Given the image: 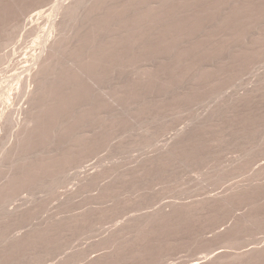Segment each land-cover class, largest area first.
Masks as SVG:
<instances>
[{"label": "rangeland", "instance_id": "obj_1", "mask_svg": "<svg viewBox=\"0 0 264 264\" xmlns=\"http://www.w3.org/2000/svg\"><path fill=\"white\" fill-rule=\"evenodd\" d=\"M0 264H264V0H0Z\"/></svg>", "mask_w": 264, "mask_h": 264}, {"label": "bare ground", "instance_id": "obj_2", "mask_svg": "<svg viewBox=\"0 0 264 264\" xmlns=\"http://www.w3.org/2000/svg\"><path fill=\"white\" fill-rule=\"evenodd\" d=\"M92 169V168H91Z\"/></svg>", "mask_w": 264, "mask_h": 264}]
</instances>
